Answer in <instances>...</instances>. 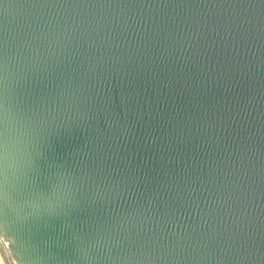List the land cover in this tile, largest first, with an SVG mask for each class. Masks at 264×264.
<instances>
[{
    "label": "water",
    "instance_id": "obj_1",
    "mask_svg": "<svg viewBox=\"0 0 264 264\" xmlns=\"http://www.w3.org/2000/svg\"><path fill=\"white\" fill-rule=\"evenodd\" d=\"M3 264H264V0H0Z\"/></svg>",
    "mask_w": 264,
    "mask_h": 264
},
{
    "label": "bare ground",
    "instance_id": "obj_2",
    "mask_svg": "<svg viewBox=\"0 0 264 264\" xmlns=\"http://www.w3.org/2000/svg\"><path fill=\"white\" fill-rule=\"evenodd\" d=\"M0 264H3V263L1 262V260H0Z\"/></svg>",
    "mask_w": 264,
    "mask_h": 264
}]
</instances>
